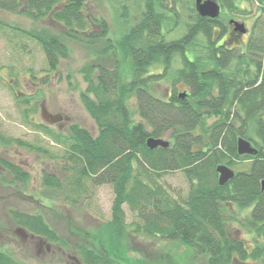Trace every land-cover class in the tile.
Here are the masks:
<instances>
[{"label": "trees", "instance_id": "16d2710c", "mask_svg": "<svg viewBox=\"0 0 264 264\" xmlns=\"http://www.w3.org/2000/svg\"><path fill=\"white\" fill-rule=\"evenodd\" d=\"M218 1L233 9L236 2L253 0ZM256 1L264 6V0ZM87 2L0 0V10L46 20L57 30L23 32L40 44L47 72H57L70 58L69 43L80 45L90 59L116 58L111 67L100 63L81 70L88 84L82 103L98 128L97 137L79 126L70 129L69 137L48 131L57 143H68L63 158L67 179L45 173L46 189L56 195L66 189L67 199L83 192L88 181L111 185L114 191L113 218L101 233L110 251L102 244L100 253L82 246L83 264H134L130 258L112 259L126 254L123 239L133 234L179 243L207 264H264V40L251 39L239 50L233 38L222 40L225 24L181 8V0H143L138 22L115 43L107 23L87 15ZM166 3L173 11L166 12ZM180 29L184 33L171 38ZM166 81L168 91L159 88ZM180 86L187 89L185 99L179 98ZM150 138L168 140L170 146L151 150ZM239 138L255 145L258 155L240 156ZM0 142L23 145L9 138ZM5 161L0 158L5 184H28L30 176ZM245 162L249 165L233 180L219 186L217 166ZM177 171L189 183L184 198L174 197L160 183ZM125 205L140 221L131 229ZM231 208L247 213L234 236L229 231L235 218ZM9 214L18 228L65 245L43 216L16 210ZM0 264L24 263L0 248Z\"/></svg>", "mask_w": 264, "mask_h": 264}, {"label": "rangeland", "instance_id": "374dc122", "mask_svg": "<svg viewBox=\"0 0 264 264\" xmlns=\"http://www.w3.org/2000/svg\"><path fill=\"white\" fill-rule=\"evenodd\" d=\"M191 2L181 0L185 4L181 8L186 9L188 6L191 10ZM143 4V0H88L86 10L88 16L107 23L109 37L117 43L136 25ZM124 8H127V15ZM169 11H173L170 4L166 12ZM230 18L251 29L250 35L237 43L243 48L256 37L264 40V6H260L256 0L236 2L233 9H224L222 24L227 25ZM256 18L257 27L254 26ZM44 28L57 32L46 20L36 22L25 15L0 10V139L20 140L23 144L3 145L0 142V158L15 161L30 176L26 185H11L5 184L0 174V248L24 264H83L80 247L98 251L101 250L100 244L106 243L101 233L113 218L114 191L111 185L97 186L88 181L83 192L76 191L71 195L70 198L77 201L73 204L71 199L64 196L66 189L57 195L46 189L43 184L45 173L56 175L64 182L67 179L63 158L68 143H57L49 132L69 137L70 129L79 126L97 137L98 128L82 103V95L88 84L81 70L85 66L100 63L111 67L116 58L90 59L80 45L69 43L70 58L62 62L57 72L49 73L40 44L23 34L25 31H41ZM183 33L184 30L180 29L171 34V38ZM169 83L163 82L159 88L168 91ZM178 90L182 93L187 89L180 86ZM43 106L51 113L65 116L67 120L62 122L61 129L44 120ZM213 121L211 119L209 124ZM243 165L249 163L230 168L237 172ZM160 183L174 197L181 195L184 198L188 194L189 183L180 171L164 176ZM12 210L43 216L65 245L42 239L41 248L38 238L22 229L27 234L24 238L23 231L18 232L21 228L18 229L10 217ZM124 211L129 229L133 224H140L128 206H124ZM230 212L235 217L229 223V231L234 236L240 231L239 222L246 218L247 213L236 208H231ZM123 240L122 249L126 254L117 257L112 255L114 259L123 257L129 261L127 258H130L134 264H207L206 258L197 256L194 250L179 243L137 234ZM105 249L109 250L108 247ZM105 257L104 254L102 258ZM122 264L128 262L123 261Z\"/></svg>", "mask_w": 264, "mask_h": 264}, {"label": "water", "instance_id": "95a60500", "mask_svg": "<svg viewBox=\"0 0 264 264\" xmlns=\"http://www.w3.org/2000/svg\"><path fill=\"white\" fill-rule=\"evenodd\" d=\"M195 5L198 14L202 18H208L211 20H217L221 15V7L217 0H195ZM234 25L235 31L240 34L247 32L245 25L232 21L230 23ZM186 93L179 94V98L185 99ZM61 119H56L54 122H59ZM170 146V142L164 139L150 138L147 140V147L151 150L157 148L167 149ZM238 154L240 156L255 157L259 153V149L253 146V144L245 138H239L237 144ZM218 174V184L223 187L235 178L236 173L226 165H219L216 168ZM262 190H264V181L262 182Z\"/></svg>", "mask_w": 264, "mask_h": 264}, {"label": "flooded vegetation", "instance_id": "af4514ba", "mask_svg": "<svg viewBox=\"0 0 264 264\" xmlns=\"http://www.w3.org/2000/svg\"><path fill=\"white\" fill-rule=\"evenodd\" d=\"M219 3V6L221 7V15H220V17L217 19V20H213V21H218V24H222L223 22H222V20H221V17L223 16V14H224V8H223V6H222V4L220 3V2H218ZM191 10L195 13V15H197V16H199L200 17V15L198 14V12H197V9H196V5H195V2L192 4V8H191ZM204 19H208V18H204ZM209 20H211V19H209ZM212 21V20H211ZM232 21H235V22H238V21H236L235 19H233V18H230L229 19V21H228V24L226 25V28H225V30L223 31V28H221V27H216L215 29H216V31L218 32V33H221L222 31L224 32L223 33V37H222V40L224 41V39L225 38H229V39H231V38H233V40L235 41V43L237 44V43H240L241 42V40L244 38V37H248L249 35H250V33H251V29H249L247 26H246V24H245V27H246V30H247V32L245 33V34H240L239 32H236L235 31V27H234V25H231L230 23L232 22ZM257 22H258V20H257V18L255 19V22H254V26L255 27H257ZM241 23V22H240ZM244 24V23H243ZM224 25V24H223ZM247 42V41H246ZM246 42H244V44L246 43ZM239 49V50H243L244 48L241 46V44H237V46H236V49ZM42 113H43V118H44V120L47 122V123H49V124H55L56 126L58 125V127L61 129L62 127H63V125H62V122H64V120H67L66 118H65V116L64 115H62V114H59V113H51V112H49V111H47L46 109H45V107L43 106L42 107ZM56 119H61V121H59V122H54ZM5 160V159H4ZM5 162H8V163H11V164H15L16 165V163H15V161H5ZM17 166V165H16ZM18 167H20V166H18ZM0 174L1 175H4V174H6V170L0 165ZM19 229V228H18ZM21 231H23L22 229H19V231L18 232H21ZM22 235L24 236V238L27 236V234L26 233H24V231L22 232ZM38 238V241H39V245H40V247L42 248V245H43V242H42V239L41 238H39V237H37ZM32 239H33V237H32ZM35 239V238H34ZM37 240V239H36ZM38 245V244H37ZM107 256H109V255H107ZM111 256V255H110ZM109 256V257H110ZM112 258V257H111ZM112 259H114V258H112Z\"/></svg>", "mask_w": 264, "mask_h": 264}]
</instances>
